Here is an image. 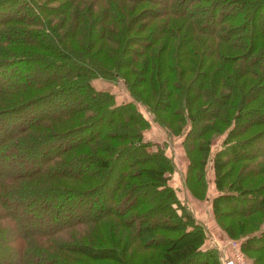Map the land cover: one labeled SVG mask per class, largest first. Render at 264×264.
<instances>
[{"label": "trees", "instance_id": "16d2710c", "mask_svg": "<svg viewBox=\"0 0 264 264\" xmlns=\"http://www.w3.org/2000/svg\"><path fill=\"white\" fill-rule=\"evenodd\" d=\"M5 2L0 264H223L170 183L175 160L143 139L137 103L181 136L196 199L212 161L215 219L264 264V149H251L264 144V0ZM96 78L122 80L131 99Z\"/></svg>", "mask_w": 264, "mask_h": 264}, {"label": "rangeland", "instance_id": "374dc122", "mask_svg": "<svg viewBox=\"0 0 264 264\" xmlns=\"http://www.w3.org/2000/svg\"><path fill=\"white\" fill-rule=\"evenodd\" d=\"M10 6L9 2H5L2 7H0V13H5L8 11ZM264 15V9H259L257 12V16ZM264 18V16H263ZM258 25H256L255 29L256 31L258 30ZM93 83L96 87H100L104 90H108L112 92L115 95V100L116 102H123V101H128L131 99L127 89L124 87V84L122 80L116 79V80H101L99 78H96L93 80ZM138 108L143 112L144 116L149 119V124L145 126V128L142 131V137L146 141H152L154 143L160 144L161 146L164 147V151L173 157L175 160L176 166H177V171L173 178H170V183L173 184L177 188V193L181 199V201L190 208L193 213L195 214H201L204 215L205 219L207 220V223L205 224V233H206V240L204 247H215L217 249L219 259L221 260V256L229 250V245L230 241L235 240L238 242L239 246V241L241 240L242 237H231L229 236L225 230L219 225L217 220L214 217V213L212 210V201L211 198L212 196L216 193V188H215V181H214V170L212 166V161L209 159L206 162L205 165V178H206V196L203 199H196L194 198L189 190L186 188V186L183 184V174L184 170L186 167L187 159L185 156V152L181 143V136L180 135H175V134H167L165 129L160 126L158 123L154 122L151 119V114L144 109V107L137 103ZM246 117H243L240 122H243ZM224 132L221 134H218L215 136V138L212 140L211 143V151H210V156L213 155V153L219 149L222 145L223 137H224ZM152 144V143H151ZM151 149H156L155 145H152L150 147ZM251 149L253 150H263L264 149V144L261 143V141L257 142L256 144L251 145ZM126 158L130 157V154H125ZM121 165V161H118V163L115 165L113 173L111 175V179L108 182L106 188L104 191L108 190L112 183L115 180L116 173L119 171ZM98 195L104 197L106 195H101L100 193H95L93 196L89 198L90 203H94L95 199L98 197ZM99 198V197H98ZM209 202L211 203V210L209 209ZM210 210V212H209ZM212 211V213H211ZM196 216V214H195ZM152 218H155L152 216ZM210 222L216 225L215 227L220 230L217 232H213L209 230L208 224L210 225ZM207 225V226H206ZM144 235V234H143ZM146 235V234H145ZM144 235V236H145ZM151 234L147 232L146 238H151ZM152 244H156V246L162 245L158 244V242H150ZM240 248V247H239ZM241 249V248H240ZM242 250V249H241ZM148 252H152V249H149ZM244 252V251H243ZM4 254H8L5 251L0 252V256H4ZM247 257V256H246ZM248 258V257H247ZM252 264V263H251Z\"/></svg>", "mask_w": 264, "mask_h": 264}, {"label": "built area", "instance_id": "2783aa9c", "mask_svg": "<svg viewBox=\"0 0 264 264\" xmlns=\"http://www.w3.org/2000/svg\"><path fill=\"white\" fill-rule=\"evenodd\" d=\"M221 260L223 264H251L235 240L230 241L229 250L221 256Z\"/></svg>", "mask_w": 264, "mask_h": 264}, {"label": "crops", "instance_id": "0c3cea01", "mask_svg": "<svg viewBox=\"0 0 264 264\" xmlns=\"http://www.w3.org/2000/svg\"><path fill=\"white\" fill-rule=\"evenodd\" d=\"M209 209L211 210V203H210V202H209ZM210 210H209V212H210ZM211 213H212V211H211ZM195 214H196V216H197L200 220H202L205 224L207 223V220L205 219L204 215L201 216V214L199 215V214H197V212H196ZM206 226H207V225H206ZM215 226H216V225H214V224L211 223V222H210V225L208 224L209 230H211V231H213V232L220 231V230L218 229V227L216 228Z\"/></svg>", "mask_w": 264, "mask_h": 264}]
</instances>
